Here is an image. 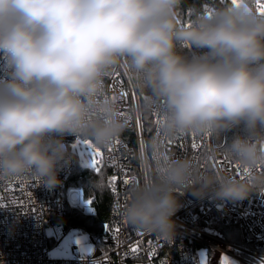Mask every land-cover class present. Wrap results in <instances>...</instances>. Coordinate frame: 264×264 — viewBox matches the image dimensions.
<instances>
[{
  "label": "clouds",
  "instance_id": "clouds-1",
  "mask_svg": "<svg viewBox=\"0 0 264 264\" xmlns=\"http://www.w3.org/2000/svg\"><path fill=\"white\" fill-rule=\"evenodd\" d=\"M182 2L0 0V180L33 178L53 189L72 158L66 136L110 146L129 121L105 79L126 62L143 97L137 111L163 108L154 174L121 209L129 226L172 240L184 194L236 202L257 192L264 185L255 172L264 169V15L256 0H230L185 24ZM235 129L242 131L224 150L253 170L245 178L198 169L191 156L159 155L178 135ZM216 156L215 149L202 154Z\"/></svg>",
  "mask_w": 264,
  "mask_h": 264
},
{
  "label": "built area",
  "instance_id": "built-area-1",
  "mask_svg": "<svg viewBox=\"0 0 264 264\" xmlns=\"http://www.w3.org/2000/svg\"><path fill=\"white\" fill-rule=\"evenodd\" d=\"M226 3H230V0H193L191 5L179 9V19L190 24L197 14H211ZM116 80L123 81L127 96L121 95V87L115 85ZM105 91L120 105L122 116L127 117L129 122L110 146L100 148L104 161L102 167L109 170L108 180L112 175L120 177L116 182L117 193L114 194L108 184L109 213L101 232L97 228L95 231L85 230L64 220L71 209L82 211L87 216L95 217L98 214L96 198L87 197L84 186L78 185L80 177L76 175L79 165L94 170L91 164L82 163L74 151L77 146L87 148L82 143L78 144L77 140L90 138L66 136L65 142L71 145L72 158L60 170L61 183L55 188L49 189L33 178L0 180V204L6 205L0 207V264H201L200 250L205 248L208 249L205 254L208 264H220L222 254L231 256L241 264H262L264 185L247 199L236 202L221 201L211 195L196 199L184 194L181 196L183 207L174 217L178 227L172 240L135 230L127 224L122 218L121 209L132 199L131 189L154 174L158 155L152 141L159 135L163 108L158 105L156 111L147 113V117L137 111L143 97L126 62H122L105 79ZM194 140L200 145L196 150L192 148ZM227 142L225 137L222 147ZM222 147L216 143L215 136L181 134L165 140L159 155L191 156L198 169L214 168L217 173L242 179L234 169H221L214 165L215 161L224 160L225 157L235 162L231 155L221 151ZM212 149L217 152L216 158L211 161L203 159L202 154ZM113 157L124 165L129 177H135L134 183H123L124 173L113 166ZM255 172L264 176V169H256ZM89 198L94 201L91 206L87 203ZM13 200L23 203H13ZM106 224L120 227L118 237L106 232ZM222 225L237 226L241 243L222 237L219 234ZM137 232L142 235L138 236ZM69 235L73 241L68 245L66 255L62 258L52 257L51 252L59 248ZM137 241H140V250L131 253L130 248ZM153 251L154 254L150 256L149 253Z\"/></svg>",
  "mask_w": 264,
  "mask_h": 264
},
{
  "label": "trees",
  "instance_id": "trees-1",
  "mask_svg": "<svg viewBox=\"0 0 264 264\" xmlns=\"http://www.w3.org/2000/svg\"><path fill=\"white\" fill-rule=\"evenodd\" d=\"M193 3V0H183L182 4L180 5V9H183ZM185 52L190 51L189 47L184 48ZM131 73L132 70L130 69ZM132 76L134 78L136 87H137V77L132 73ZM137 90L141 95L140 89L137 87ZM146 117L148 114H145ZM241 129H235L232 132H227L222 135V137H217L215 136V141L219 145V147H222L223 142L225 140V137H227L228 142L230 141L231 137L235 133L241 132ZM225 147L221 148V151L225 153ZM79 175L80 177V183L78 185L84 186L86 195L87 197H92L94 196L96 198V204L98 208V214L97 216H87L84 214V212L79 211V210H68V216L64 218L65 221L68 222L70 225H77L79 227H82L85 230H90V231H95V228L99 232H101L102 225L108 218V213H109V201H110V193L108 190V175H109V170L107 168L102 167L101 172L97 173L96 171L92 169H88L82 166H77L76 168V175ZM91 225H95L91 226ZM234 226V225H230ZM222 227H225L222 225ZM237 227V226H236ZM238 228V227H237ZM219 234L224 237L225 239L229 241H233L230 237H227L224 235L219 228ZM238 239L236 240L237 242L240 241V230L238 228ZM234 242V241H233Z\"/></svg>",
  "mask_w": 264,
  "mask_h": 264
},
{
  "label": "snow or ice",
  "instance_id": "snow-or-ice-1",
  "mask_svg": "<svg viewBox=\"0 0 264 264\" xmlns=\"http://www.w3.org/2000/svg\"><path fill=\"white\" fill-rule=\"evenodd\" d=\"M240 2H241V0H231V3H233L234 5H239ZM256 6H257L258 12L260 14L264 15V0H256ZM209 15H211V14L209 13ZM116 75L118 76L119 74L117 73ZM115 85H119L121 87V95L122 96H127V92L123 90V81L122 80H116ZM77 143L78 144L82 143L83 145L87 146L88 150H91V152L93 154L92 159H91V166L94 168V170L97 173H100L101 167H102L103 162H104L102 150L99 147H97L95 144H93V142L89 139H85L82 141L77 140ZM117 143H119V141H117ZM170 143H171V141H170ZM199 147H200L199 143H197L194 140L192 143V148L194 150H196ZM110 151H111V149H110ZM197 159H198V157H197ZM112 164H113V166L118 167L124 173V176H123V183L124 184L127 185L129 183L135 182V177H129L127 175V170L124 168V165L120 164L119 161L115 157L112 158ZM214 165L219 166L221 169H223L225 167H228L230 169H234L235 173L237 175H240L241 178H245L247 176H250V174L252 172L251 169L244 168L240 164H238L232 160H229L227 157H225L224 160L215 161ZM118 179H120V177H118L117 175H112L108 180V184L111 187V190L113 191L114 194L117 193L116 182ZM7 191H14V189H7ZM0 200H2V197H0ZM28 200L31 201V195L30 194H28ZM12 202L13 203H21V204L23 203V201H20V200H13ZM93 202L94 201L91 198H89L87 201V203L90 206L93 205ZM2 206H6V205L0 204V207H2ZM116 207L118 208L119 205L117 204ZM32 210H33V212H35L36 211L35 207H33ZM105 230H106V232L113 234L114 237H118V235L120 233V227L119 226H113V225L106 224ZM137 235L140 236V235H142V233L137 232ZM117 242L119 243V241H117ZM139 250H140V241H137L136 244L131 246L130 251H131V253H137ZM153 254H154V251L149 253L150 256ZM201 264H207V259L204 258L201 261ZM221 264H231V261L229 260L228 257L225 256L222 258ZM262 264H264V262H262Z\"/></svg>",
  "mask_w": 264,
  "mask_h": 264
},
{
  "label": "rangeland",
  "instance_id": "rangeland-1",
  "mask_svg": "<svg viewBox=\"0 0 264 264\" xmlns=\"http://www.w3.org/2000/svg\"><path fill=\"white\" fill-rule=\"evenodd\" d=\"M74 151L76 152V154L78 155V158L80 159V161L82 163H88L91 164V159H92V152L91 150H88V148L85 147H79L77 146L76 148H74ZM225 226V225H224ZM220 227V226H219ZM220 231L226 235L227 237H230L234 242L239 243L240 241H236L238 239V228L236 226H225V227H220ZM241 240V239H240ZM72 237L69 235L68 237H66L61 245L59 246V248H57L56 250H53L51 252V256L54 258H62L63 256L66 255V251L68 249V245L70 243H72ZM240 244V243H239ZM208 253V249H201L200 250V257L201 260H203L205 258V254ZM216 261V260H215ZM208 264V261H207Z\"/></svg>",
  "mask_w": 264,
  "mask_h": 264
},
{
  "label": "water",
  "instance_id": "water-1",
  "mask_svg": "<svg viewBox=\"0 0 264 264\" xmlns=\"http://www.w3.org/2000/svg\"><path fill=\"white\" fill-rule=\"evenodd\" d=\"M225 256L229 258V260L231 261V264H241L240 262L236 261L235 259H233L231 256H229L227 254H222L221 261H222V258ZM221 261H220V264H221Z\"/></svg>",
  "mask_w": 264,
  "mask_h": 264
}]
</instances>
